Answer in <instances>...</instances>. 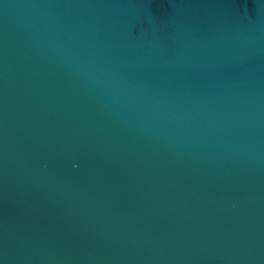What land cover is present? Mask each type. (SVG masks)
Masks as SVG:
<instances>
[{
	"label": "water",
	"instance_id": "95a60500",
	"mask_svg": "<svg viewBox=\"0 0 264 264\" xmlns=\"http://www.w3.org/2000/svg\"><path fill=\"white\" fill-rule=\"evenodd\" d=\"M0 264H264V0H0Z\"/></svg>",
	"mask_w": 264,
	"mask_h": 264
}]
</instances>
